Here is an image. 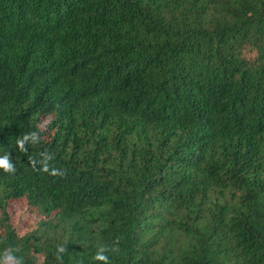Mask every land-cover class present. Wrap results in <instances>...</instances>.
I'll use <instances>...</instances> for the list:
<instances>
[{
	"label": "trees",
	"instance_id": "16d2710c",
	"mask_svg": "<svg viewBox=\"0 0 264 264\" xmlns=\"http://www.w3.org/2000/svg\"><path fill=\"white\" fill-rule=\"evenodd\" d=\"M5 156L0 264H264V0H0Z\"/></svg>",
	"mask_w": 264,
	"mask_h": 264
},
{
	"label": "clouds",
	"instance_id": "9594fccd",
	"mask_svg": "<svg viewBox=\"0 0 264 264\" xmlns=\"http://www.w3.org/2000/svg\"><path fill=\"white\" fill-rule=\"evenodd\" d=\"M33 138H35V134H32ZM28 139V137H25V140ZM18 144L20 145L21 150H23V144L24 141H18ZM0 167H2L6 172L13 171V165L9 162L8 157H0ZM100 259H106L105 257H100Z\"/></svg>",
	"mask_w": 264,
	"mask_h": 264
},
{
	"label": "rangeland",
	"instance_id": "374dc122",
	"mask_svg": "<svg viewBox=\"0 0 264 264\" xmlns=\"http://www.w3.org/2000/svg\"><path fill=\"white\" fill-rule=\"evenodd\" d=\"M21 213V211H19Z\"/></svg>",
	"mask_w": 264,
	"mask_h": 264
}]
</instances>
